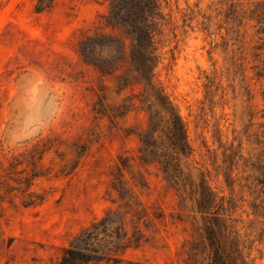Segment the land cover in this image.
Returning a JSON list of instances; mask_svg holds the SVG:
<instances>
[{"label": "rangeland", "instance_id": "374dc122", "mask_svg": "<svg viewBox=\"0 0 264 264\" xmlns=\"http://www.w3.org/2000/svg\"><path fill=\"white\" fill-rule=\"evenodd\" d=\"M210 226L264 264V0H0V264H207Z\"/></svg>", "mask_w": 264, "mask_h": 264}, {"label": "trees", "instance_id": "16d2710c", "mask_svg": "<svg viewBox=\"0 0 264 264\" xmlns=\"http://www.w3.org/2000/svg\"><path fill=\"white\" fill-rule=\"evenodd\" d=\"M154 14V12L152 13ZM113 27V26H111ZM136 37H134V47L135 49H130V60L133 61V63L136 66H140V69H142L143 73V79L142 83L144 86L153 85L152 80L149 77L150 74L146 72L149 69V63H148V57H144V61H139L140 56L146 55L144 47L148 42L151 41L150 34L146 29H142L140 27H136ZM138 55V56H137ZM140 62V63H139ZM137 69V67H136ZM263 76V75H259ZM120 89H125L129 85L124 83ZM161 106L162 110L166 112L168 115L172 117L171 122V133L173 135L174 144L176 148L183 150V148L186 145V141H184V137L186 134V130L184 127L183 122L181 121L179 115L175 111V108L172 106V104L167 99L161 100ZM183 138V140H182ZM205 240L206 244L208 246V263L207 264H238V260H240V252L236 250V245L233 244L234 238H224L223 240L220 239L219 236H217V232L210 226L205 231ZM80 258L79 262H84V259L82 257ZM246 264V263H241Z\"/></svg>", "mask_w": 264, "mask_h": 264}]
</instances>
